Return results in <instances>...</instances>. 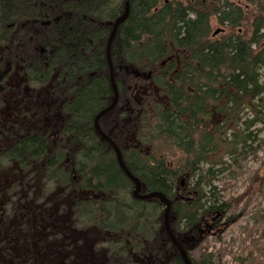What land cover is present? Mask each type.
I'll return each mask as SVG.
<instances>
[{"label":"trees","instance_id":"16d2710c","mask_svg":"<svg viewBox=\"0 0 264 264\" xmlns=\"http://www.w3.org/2000/svg\"><path fill=\"white\" fill-rule=\"evenodd\" d=\"M124 2L0 0L20 68L0 99V264H184L164 204L134 196L94 128L114 97L110 65L118 97L100 129L140 192L170 200L192 264H223L202 243L229 220L212 184L223 157L264 126V0H129L109 62Z\"/></svg>","mask_w":264,"mask_h":264},{"label":"rangeland","instance_id":"374dc122","mask_svg":"<svg viewBox=\"0 0 264 264\" xmlns=\"http://www.w3.org/2000/svg\"><path fill=\"white\" fill-rule=\"evenodd\" d=\"M247 113L243 110L240 117L250 119ZM246 132L247 146L239 143L225 155L226 168L212 181L232 206L221 217L220 224L229 218L227 224L207 234L202 246L223 264H264V126L255 124Z\"/></svg>","mask_w":264,"mask_h":264},{"label":"water","instance_id":"95a60500","mask_svg":"<svg viewBox=\"0 0 264 264\" xmlns=\"http://www.w3.org/2000/svg\"><path fill=\"white\" fill-rule=\"evenodd\" d=\"M129 13V0H125L124 2V10L122 12L121 15H119L118 17L115 18V20L112 22V29L110 32V35L108 37L107 40V45H106V55L107 58L109 60V51H110V43L114 37L115 31L117 29V27L126 19V17L128 16ZM220 29H216L214 31V33H217ZM110 62V60H109ZM112 67L110 65V79H111V84H112V88H113V100L111 101V103L103 108L102 110H100L94 118V128L95 130L99 133V135H101L105 140L108 141L109 144H111V146L114 148L116 155H117V160L121 166V168L124 170V172L126 173V175L134 182V190H133V194L135 197L137 198H150V197H157L160 202H162L164 204V211H163V218H164V225H165V229L166 232L168 234V236L170 237L172 243L175 245V247L177 248L184 264H192L191 259L189 258L187 251L185 250V248L183 247L182 243L183 240H178L172 233L169 224H168V216H169V208H170V200L162 193L159 191H153V192H149V193H145L142 194L140 192V181L138 180L137 177H135L134 175H132L129 170L125 167V165L122 162L121 159V154H120V150L118 148V146L109 138L108 135H106L99 126L98 120L99 118L104 115L105 113H107L108 111H110L116 104L117 102V97H118V92H117V87L113 78V71H112Z\"/></svg>","mask_w":264,"mask_h":264},{"label":"flooded vegetation","instance_id":"af4514ba","mask_svg":"<svg viewBox=\"0 0 264 264\" xmlns=\"http://www.w3.org/2000/svg\"><path fill=\"white\" fill-rule=\"evenodd\" d=\"M41 24L50 25V21L48 20L44 23L41 22ZM19 27H20V24H19V22H17V24L15 25V28L12 30V32H13L12 36L14 35L15 39H17V36L20 32ZM1 42H2V39H0V99L1 98L3 99V94L7 93L9 88H11L13 90V87L17 84L18 72L20 71V68H19L18 61L15 60L13 62V60H9V58H10L9 50L11 49V47L3 44ZM17 46H18V43L13 46V50H16ZM5 50H7V54H4Z\"/></svg>","mask_w":264,"mask_h":264}]
</instances>
